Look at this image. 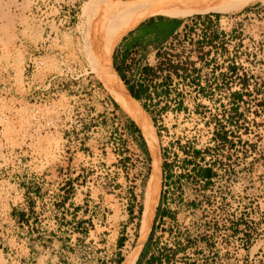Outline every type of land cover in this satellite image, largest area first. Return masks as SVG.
<instances>
[{"label":"rangeland","instance_id":"rangeland-1","mask_svg":"<svg viewBox=\"0 0 264 264\" xmlns=\"http://www.w3.org/2000/svg\"><path fill=\"white\" fill-rule=\"evenodd\" d=\"M90 1L0 0V264H118L137 247L154 163L135 121L143 154L102 119L110 102L120 125L129 116L102 81ZM161 19L183 25L166 38L140 32L148 47H136L155 52L158 82H175L168 96L150 87L138 101L155 113L170 107L167 126L183 144L197 139L199 165L215 175L178 179L169 214L155 211L143 264H264V1L145 18L113 49L122 81L124 43ZM149 116L161 155V118ZM62 176L68 191L53 197Z\"/></svg>","mask_w":264,"mask_h":264},{"label":"bare ground","instance_id":"bare-ground-1","mask_svg":"<svg viewBox=\"0 0 264 264\" xmlns=\"http://www.w3.org/2000/svg\"><path fill=\"white\" fill-rule=\"evenodd\" d=\"M91 0L86 5V14L93 19L95 37L99 46L96 61L102 66V81L115 101L143 130L153 154L154 171L148 183L145 209L142 218L141 232L136 249L130 253L122 264H136L143 244L151 228L155 211L159 206L162 185L161 155L158 153L156 128L149 114L139 101L132 97L120 76L112 66V52L122 34L137 25L140 21L154 15L187 17L194 14L211 12H228L245 6L255 0ZM264 1V0H261ZM93 30V31H94ZM128 33V31H127ZM124 87L123 86V84ZM156 216V214H155Z\"/></svg>","mask_w":264,"mask_h":264},{"label":"flooded vegetation","instance_id":"flooded-vegetation-1","mask_svg":"<svg viewBox=\"0 0 264 264\" xmlns=\"http://www.w3.org/2000/svg\"><path fill=\"white\" fill-rule=\"evenodd\" d=\"M123 81L126 84L128 91L130 92V88L133 85L130 84L129 82H126L125 79H123ZM144 109L151 115V113L148 110L149 108L147 106H144ZM153 110L154 109L150 111H153ZM170 110L171 108L165 105L161 108L160 111H158V113L160 114V118H161L159 127H158V136L160 139L161 156H162V166H161L162 189H161L160 202L158 206V213L156 217L169 214V212L166 211L163 207L164 200H165L167 193L171 192L173 187L177 185L178 179H182L183 176H191L193 177L192 179L198 181L200 177L199 176V149H198L197 139L195 138V142L192 143L191 145H188L187 143L186 144L182 143L181 138L177 137L172 131L174 127L172 128L168 127L164 120V117L168 114V112H170ZM129 117L127 116L124 117L125 128L127 130V133L132 138L133 147H136L138 151H140L141 154H143L146 151L145 144L143 140L140 139L138 135L136 134V124L134 120L131 117L130 118ZM151 171L152 169L150 170L149 177H150ZM153 231H154V228H153ZM153 231L147 243L146 250L148 248L149 242L152 239ZM146 250H144L142 254L139 255L136 264H143V260L146 258V255H147Z\"/></svg>","mask_w":264,"mask_h":264},{"label":"crops","instance_id":"crops-1","mask_svg":"<svg viewBox=\"0 0 264 264\" xmlns=\"http://www.w3.org/2000/svg\"><path fill=\"white\" fill-rule=\"evenodd\" d=\"M167 17H172V18H180L181 16L178 17H173V16H167ZM162 21H154L156 24V22H158V25L156 24L155 26H152L150 24L145 23L146 25H142L141 27H138L135 29V33H134V37L133 39H128L129 41H126V43H124V49L122 51V53L124 54L123 56V63L121 64V68H120V73L124 76V79L126 82H129L130 84H133V81L143 73L144 71V67L147 64V61L150 62V64H153V53H148V49L147 50H143V49H138L136 46L140 45V44H146L148 42L144 41L147 37L145 36L144 38L141 37L140 32L141 33H145V35L148 33H158L160 30H164L165 34H164V38L166 37H171L173 36V32L174 31H178L179 28H181V26L183 25V22L181 20H166V19H161ZM138 30V32H137ZM144 31V32H143ZM154 34V35H155ZM139 35V36H138ZM150 35V34H149ZM138 36V37H137ZM163 39V37H162ZM148 44H146V47ZM134 52V59H130V54ZM57 180L61 181L63 179V177H54ZM59 185V184H58ZM68 188V187H67ZM67 188L62 187V188H58V187H54V189L52 190L54 193L53 197H60L62 194V191L65 189L67 190ZM68 191V190H67ZM50 193V192H49ZM36 194L39 195L40 193H38V191H36ZM74 209L76 212H80V208L77 207V205H73ZM60 211L63 212H67L68 208H69V204L68 203H62L61 205H59L58 207ZM28 210L27 207L25 209V211ZM72 210V209H71ZM27 212V211H26ZM22 217H27L24 216V214H21ZM66 223V222H65ZM81 222H79L78 228H80Z\"/></svg>","mask_w":264,"mask_h":264},{"label":"built area","instance_id":"built-area-1","mask_svg":"<svg viewBox=\"0 0 264 264\" xmlns=\"http://www.w3.org/2000/svg\"><path fill=\"white\" fill-rule=\"evenodd\" d=\"M153 64H150V62L147 61V64L145 65L144 67V70L146 68H153L155 70V75H152L150 76L149 78L147 77V75L145 74V72L143 71V73L141 75H139L134 81H133V84L132 85H135L136 86V89H139L140 85L141 84H150V83H154L155 84H162V83H165V80L166 78H168L169 80H171V83L174 84L175 80L174 78L171 76V75H168V76H165V77H162L161 81L158 82L157 78H159L158 76L160 75V73L158 72V66L155 65L158 61L156 59V54L155 52L153 53ZM155 62V63H154ZM184 71H187V69H184ZM195 71V70H194ZM152 81V82H151ZM171 84V85H172ZM171 85L170 87L168 88V94L165 95L164 94V90L163 88H159L158 89V93H159V96H161V93L164 94V96H168L169 95V92H170V89H171ZM152 91H153V88H151ZM153 94L154 91H153ZM156 95V94H155ZM157 96V95H156ZM160 98V97H159ZM106 105V112L103 114V117L102 119H105V125L108 127V128H111L112 129V132L114 133L116 130H121L122 129V132L126 134L127 133V130L125 128V126L123 125H120V122H119V117H118V110H117V106H115L114 103L110 102L109 103H105ZM63 177V176H62ZM69 180L68 179H65L63 177V179L61 181H58V188H62V187H66L67 188V182ZM67 193V190H63L62 191V194L63 195H66Z\"/></svg>","mask_w":264,"mask_h":264},{"label":"trees","instance_id":"trees-1","mask_svg":"<svg viewBox=\"0 0 264 264\" xmlns=\"http://www.w3.org/2000/svg\"><path fill=\"white\" fill-rule=\"evenodd\" d=\"M145 74L147 75V77L149 78L150 76L152 75H155V70L153 68H146L144 70ZM152 82V81H151ZM171 80H169L168 78H166L165 80V83H162V84H155L154 86H150V84H141L139 89H136V86L133 85L131 88H130V92L132 94V96L134 98H136L137 100H141L142 99V95L145 94L147 88H150L152 87L153 88V91L154 93L159 96V93H158V89L159 88H163L164 90V94L167 95L168 94V88L170 87L171 85ZM182 103L180 104V107H182ZM149 112L153 115V114H158L160 116L159 113H155L153 111H150V109H148ZM154 119V122L156 124L157 127H159L158 125V120L157 118H155V116L153 117ZM200 154V152H199ZM200 158V157H199ZM215 174L213 173L212 169L208 166H200L199 165V178H201L203 181L206 180V182H209L211 180V178L214 176ZM162 263V259L160 257H157V256H152L151 259L148 261L147 264H156V263ZM122 263V259L119 261L118 264H121Z\"/></svg>","mask_w":264,"mask_h":264},{"label":"water","instance_id":"water-1","mask_svg":"<svg viewBox=\"0 0 264 264\" xmlns=\"http://www.w3.org/2000/svg\"><path fill=\"white\" fill-rule=\"evenodd\" d=\"M155 16V15H154ZM131 94V93H130ZM133 97V96H132ZM143 131V130H142ZM143 136H144V139H145V144H147V146L149 147V150L151 151V148H150V145L144 135V132H143ZM157 148H158V153L160 154V150H159V146L156 144ZM151 154H152V151H151ZM152 158H153V154H152Z\"/></svg>","mask_w":264,"mask_h":264}]
</instances>
